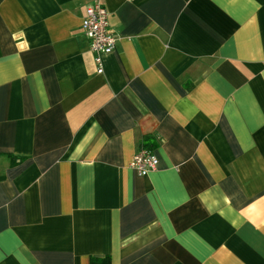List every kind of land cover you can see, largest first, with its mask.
I'll return each instance as SVG.
<instances>
[{
	"label": "crops",
	"instance_id": "crops-1",
	"mask_svg": "<svg viewBox=\"0 0 264 264\" xmlns=\"http://www.w3.org/2000/svg\"><path fill=\"white\" fill-rule=\"evenodd\" d=\"M105 256L264 264V0H0V264Z\"/></svg>",
	"mask_w": 264,
	"mask_h": 264
},
{
	"label": "built area",
	"instance_id": "built-area-1",
	"mask_svg": "<svg viewBox=\"0 0 264 264\" xmlns=\"http://www.w3.org/2000/svg\"><path fill=\"white\" fill-rule=\"evenodd\" d=\"M109 14L100 2L87 6L81 29L89 41L94 55L97 72H102V57L112 53L116 38L109 29ZM129 167L139 176H146L157 170L158 159L147 149L141 148L135 154Z\"/></svg>",
	"mask_w": 264,
	"mask_h": 264
},
{
	"label": "trees",
	"instance_id": "trees-1",
	"mask_svg": "<svg viewBox=\"0 0 264 264\" xmlns=\"http://www.w3.org/2000/svg\"><path fill=\"white\" fill-rule=\"evenodd\" d=\"M89 264H111V259L109 256H105L103 258L92 257L89 260Z\"/></svg>",
	"mask_w": 264,
	"mask_h": 264
}]
</instances>
